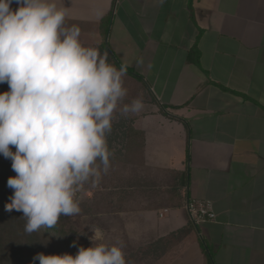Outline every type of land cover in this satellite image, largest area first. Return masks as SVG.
<instances>
[{
	"label": "crops",
	"instance_id": "1",
	"mask_svg": "<svg viewBox=\"0 0 264 264\" xmlns=\"http://www.w3.org/2000/svg\"><path fill=\"white\" fill-rule=\"evenodd\" d=\"M60 3L85 46L133 72L125 102L144 101L114 116L135 156L112 158L103 233L144 264H264V0ZM188 199L214 221L193 226Z\"/></svg>",
	"mask_w": 264,
	"mask_h": 264
},
{
	"label": "clouds",
	"instance_id": "2",
	"mask_svg": "<svg viewBox=\"0 0 264 264\" xmlns=\"http://www.w3.org/2000/svg\"><path fill=\"white\" fill-rule=\"evenodd\" d=\"M17 5L13 8L12 5ZM60 0H0V155L16 174L6 212L22 213L28 234L81 213L78 193L95 188L112 166L108 137L114 116L139 113L142 96L125 102L127 65L85 46L77 25L66 26ZM14 149V150H13ZM75 255L37 253L39 264H128L124 244L100 242Z\"/></svg>",
	"mask_w": 264,
	"mask_h": 264
},
{
	"label": "trees",
	"instance_id": "3",
	"mask_svg": "<svg viewBox=\"0 0 264 264\" xmlns=\"http://www.w3.org/2000/svg\"><path fill=\"white\" fill-rule=\"evenodd\" d=\"M12 7L16 8L17 5L13 4ZM127 73L133 74L129 69ZM7 90V84H0V92ZM132 137L133 135L129 137V147L123 154V161L126 162L135 156ZM15 175L11 169V161L0 155V264H39L38 260H32L37 253L59 255L65 252L75 255L77 247L71 246L72 242L76 241L77 246L84 245L72 228L70 217L61 216L54 227H42L39 231L28 234L24 231L26 221L21 218L22 213L4 210V204L9 202L8 197L13 191L7 187V179ZM207 260L211 264L209 257Z\"/></svg>",
	"mask_w": 264,
	"mask_h": 264
},
{
	"label": "rangeland",
	"instance_id": "4",
	"mask_svg": "<svg viewBox=\"0 0 264 264\" xmlns=\"http://www.w3.org/2000/svg\"><path fill=\"white\" fill-rule=\"evenodd\" d=\"M83 44L87 45V43H83ZM108 140H109L110 149L113 152L112 158L116 159L122 157L124 154L122 153V151L125 150L124 138L122 139V137L119 136L109 135ZM118 168L119 167L114 169L111 166L108 174L103 177L99 186L95 188L86 186L80 193H78V198L80 201V207L82 211L79 215L71 216L70 220H71L72 228L79 236L78 239H80V241L85 246V248L91 246L89 237L92 236V231H94L95 228L98 227L104 230L103 227V214H104L103 212L105 211L103 205V196L105 194L104 187L108 188L107 182L112 176L114 177L116 174L119 173L120 170H118ZM117 241H122L124 244L123 251L125 253V257L128 264H144L142 263L143 261H141L142 260L141 256H139L136 252H134V250H128L126 248L127 245L124 240V237L119 235L118 233L114 235H108L103 233V240L100 242L113 244L116 243Z\"/></svg>",
	"mask_w": 264,
	"mask_h": 264
},
{
	"label": "built area",
	"instance_id": "5",
	"mask_svg": "<svg viewBox=\"0 0 264 264\" xmlns=\"http://www.w3.org/2000/svg\"><path fill=\"white\" fill-rule=\"evenodd\" d=\"M184 210L190 223L195 227H200L215 219V213L212 203L208 200L188 199L185 203Z\"/></svg>",
	"mask_w": 264,
	"mask_h": 264
}]
</instances>
